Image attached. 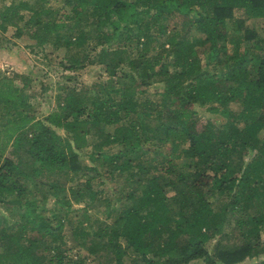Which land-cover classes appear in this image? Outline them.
Here are the masks:
<instances>
[{
    "label": "trees",
    "instance_id": "16d2710c",
    "mask_svg": "<svg viewBox=\"0 0 264 264\" xmlns=\"http://www.w3.org/2000/svg\"><path fill=\"white\" fill-rule=\"evenodd\" d=\"M44 1L11 2L0 12L2 26L32 10L27 23L40 43L55 33L58 48L91 49L93 33L101 51L122 52L110 60L102 53L61 59L73 69L108 62L109 76L67 84L45 119L14 77H0V202L23 210L0 229V264H235L264 253V35L247 24L264 17V0H62L52 20L42 18ZM84 19L91 31L76 32ZM154 41L169 51L173 69L158 68L161 59L149 55ZM121 63L131 81L117 74ZM161 74L172 103L157 116L143 92ZM231 102L238 109L225 107ZM196 103L226 121L202 117ZM10 143L18 159L4 155ZM88 147L101 170L81 160ZM91 170L123 177L127 186L119 202L106 199V216L89 229L78 213L87 207L71 206L67 189L76 201H96L93 175L69 186L61 175ZM66 226L93 263L67 246ZM229 228L239 231L238 243H222ZM41 243L50 254L40 252Z\"/></svg>",
    "mask_w": 264,
    "mask_h": 264
},
{
    "label": "rangeland",
    "instance_id": "374dc122",
    "mask_svg": "<svg viewBox=\"0 0 264 264\" xmlns=\"http://www.w3.org/2000/svg\"><path fill=\"white\" fill-rule=\"evenodd\" d=\"M15 0H0V12L5 6L10 5L11 2ZM35 4V0H31ZM47 11L42 13L43 19H54L57 15V10L63 5L62 0H45ZM24 17L18 19L17 23L14 24L13 21H7L5 24L6 28L2 25L3 18L0 16V77L3 75H9L14 77L20 87H23V91L28 95V100L33 104L35 109V115L38 118L45 119L46 115L57 108L58 103L62 101L64 90L67 84H93L94 82L106 79L109 76L108 62H96L92 64H87L78 68H67L60 61L64 59L67 61L66 56L79 55L83 56L86 53H90V58L97 57L102 53L103 57L110 60L113 55L118 56V53L113 52V49L109 51L102 50V42H98L99 37L95 34H90L89 36L94 39V48L90 49V45L72 47L70 51H66L64 47H57L56 42H54L53 37L55 33L49 35V40L45 43L38 42V39L34 37L33 31L35 27L27 23V18L32 13V10H23L21 12ZM235 14L237 17L243 16V8H236ZM89 20L84 19L80 26L76 27V32L79 30H89L91 26L88 24ZM247 24L256 27L259 32L264 35V17L251 18L247 21ZM18 26L20 27L21 33L17 32ZM162 39H165L163 37ZM163 41V40H162ZM160 42V41H159ZM159 42H153L149 55L158 56L160 60L158 68L163 67V63H169L170 69H173L171 65L172 56H169V51L164 50ZM96 43V44H95ZM92 46V47H93ZM167 46V45H166ZM127 53V52H126ZM68 54V55H67ZM117 74L122 75V79L128 81L132 80L130 77L131 70L129 66L121 63L116 67ZM156 81H153L149 85L145 86L143 95L149 97L152 101V111L154 115H160V111L165 104H171L172 99L169 96L163 94L165 91V80L164 76L161 74L157 76ZM195 107L198 114L202 117H208L218 124L226 121V116L222 113H216L209 110L207 104L196 103ZM228 110L238 109V102H231L225 106ZM0 112L3 113L2 107L0 106ZM2 119L0 118V124ZM63 135H70V133L65 128H57ZM264 134V131L263 133ZM119 147V146H118ZM118 147H113L118 149ZM81 160L84 163L91 165H97L98 160L93 158L91 155V149L88 147L81 150L80 152ZM4 155H8L18 159V155L12 146V143L8 144ZM251 154L246 155L248 159ZM181 161V160H180ZM101 170V165L98 164ZM102 171L91 170L87 174L69 172L61 175V178L67 182V185H76L78 180L84 181L90 175H93L92 183L94 189L97 190V199L93 201L88 196L81 197L80 200H74V195H71V190L67 189L70 195L71 206L73 207H87V210L79 211L83 212L85 215L83 225L89 229H92L90 224L93 222L94 226L98 224L100 219L102 220L106 216L105 204L106 199H111L115 201L118 199L119 192L122 187L127 186L125 179L123 177L109 178ZM118 201V200H117ZM119 202V201H118ZM118 205V203H117ZM23 210L11 211L7 208L5 204L0 202V229L3 227L11 225L14 221H19ZM71 227L66 226L63 228V239L66 241L67 246L72 247V252L77 253V256L83 257L89 263H93L94 254L91 253L87 246L80 245V241L72 231ZM239 231L237 229L229 228L227 232L222 236L221 241L224 244L233 245L238 243L240 240ZM262 237H264V225L262 226ZM87 238V242H91ZM218 236L213 238L208 242L209 248L213 250L216 244ZM59 243V241L57 242ZM88 245V244H87ZM45 243H41L39 249L40 252L49 253L45 249ZM74 255V254H73ZM131 257H135V254L130 251ZM264 253L257 256H248L243 261L235 264H251L257 260L263 259ZM186 264H206L203 258H197ZM222 264V263H217Z\"/></svg>",
    "mask_w": 264,
    "mask_h": 264
}]
</instances>
